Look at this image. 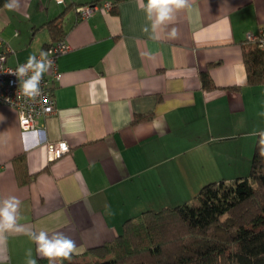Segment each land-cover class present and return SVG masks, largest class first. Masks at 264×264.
Here are the masks:
<instances>
[{
  "label": "crops",
  "instance_id": "0c3cea01",
  "mask_svg": "<svg viewBox=\"0 0 264 264\" xmlns=\"http://www.w3.org/2000/svg\"><path fill=\"white\" fill-rule=\"evenodd\" d=\"M18 3L0 6L8 65L54 43L47 23L59 16L69 49L50 86L55 112L37 122V136L21 131L15 109L0 107V201H21L24 229L0 235V264H25L29 248L44 259L28 231L62 232L83 253L145 210L248 176L254 133L264 131V84H247L242 51L246 33L264 28V0H188L155 33L141 8L147 0ZM85 4L99 9L83 18ZM203 72L214 88L203 87ZM60 140L69 150L50 160L46 144Z\"/></svg>",
  "mask_w": 264,
  "mask_h": 264
},
{
  "label": "trees",
  "instance_id": "16d2710c",
  "mask_svg": "<svg viewBox=\"0 0 264 264\" xmlns=\"http://www.w3.org/2000/svg\"><path fill=\"white\" fill-rule=\"evenodd\" d=\"M47 28L54 42L63 39L60 16ZM242 54L247 84H264V51L244 41ZM201 80L204 88H214L207 72ZM258 141L248 176L204 184L194 202L145 210L126 219L113 240L54 264H264V156Z\"/></svg>",
  "mask_w": 264,
  "mask_h": 264
},
{
  "label": "clouds",
  "instance_id": "9594fccd",
  "mask_svg": "<svg viewBox=\"0 0 264 264\" xmlns=\"http://www.w3.org/2000/svg\"><path fill=\"white\" fill-rule=\"evenodd\" d=\"M188 6V0H147L146 4L141 3L142 10L146 13L147 19L151 22V30L153 33L161 26L172 22L174 13L177 10ZM9 10H15L19 7L18 0H9L5 5ZM148 27L144 31H148ZM171 35L175 36V29ZM53 66V61L48 58V53L40 52V58L35 55H30L25 64L19 65L15 75L19 80L22 77H27L20 82V89L27 97L34 98L41 94L39 87L43 75L48 72ZM31 72V75H29ZM264 116V113H260ZM259 136V154L264 156V131L254 133ZM35 137L38 133L33 132ZM21 201L14 196L8 197L0 201V235L5 232H24V229L17 224L19 208ZM29 238L36 244L37 254L48 260V264H54V261L60 260L70 261L74 254H80L82 249L78 248L76 242L65 236L62 232H55L52 235L45 230H40L38 233L28 231L26 233ZM25 264H38L37 259L33 257L32 249L29 248L25 252Z\"/></svg>",
  "mask_w": 264,
  "mask_h": 264
},
{
  "label": "built area",
  "instance_id": "2783aa9c",
  "mask_svg": "<svg viewBox=\"0 0 264 264\" xmlns=\"http://www.w3.org/2000/svg\"><path fill=\"white\" fill-rule=\"evenodd\" d=\"M56 4H64L66 0H53ZM97 4H85L77 8L81 17H87L94 11L98 10ZM105 9L111 7L110 3L103 5ZM244 41L248 43H256L260 49L264 50V28L258 33H246ZM69 49V45L63 38L47 46L43 51L48 53V58L53 61L52 68L43 75L40 82L41 94L31 98L23 94L20 89V82L27 77H22L20 80L12 73L23 63H17L10 66L6 63V53L10 50L0 52V107L7 106L17 111L20 129L23 133L33 132L37 130V122L40 119H45L55 112V100L51 92V84L58 81L61 77V72L58 67V59ZM40 58V53L36 55ZM31 75V72H29ZM48 158L54 160L60 158L69 150V145L66 141H53L46 144Z\"/></svg>",
  "mask_w": 264,
  "mask_h": 264
},
{
  "label": "rangeland",
  "instance_id": "374dc122",
  "mask_svg": "<svg viewBox=\"0 0 264 264\" xmlns=\"http://www.w3.org/2000/svg\"><path fill=\"white\" fill-rule=\"evenodd\" d=\"M195 201V198L194 199H192L190 202H194Z\"/></svg>",
  "mask_w": 264,
  "mask_h": 264
}]
</instances>
